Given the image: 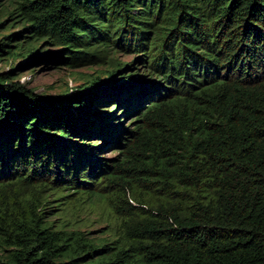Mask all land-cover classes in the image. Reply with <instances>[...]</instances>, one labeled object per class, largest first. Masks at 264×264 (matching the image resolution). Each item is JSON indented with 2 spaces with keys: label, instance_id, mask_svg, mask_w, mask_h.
<instances>
[{
  "label": "trees",
  "instance_id": "16d2710c",
  "mask_svg": "<svg viewBox=\"0 0 264 264\" xmlns=\"http://www.w3.org/2000/svg\"><path fill=\"white\" fill-rule=\"evenodd\" d=\"M7 13L22 28L0 37V59L46 41L59 48L46 63L115 68L57 96L0 73V264H264V0H12ZM96 189L117 192L116 237L46 215L45 194Z\"/></svg>",
  "mask_w": 264,
  "mask_h": 264
},
{
  "label": "rangeland",
  "instance_id": "374dc122",
  "mask_svg": "<svg viewBox=\"0 0 264 264\" xmlns=\"http://www.w3.org/2000/svg\"><path fill=\"white\" fill-rule=\"evenodd\" d=\"M10 9H12V0H0V37L22 28V24L11 25L13 19L7 13ZM38 44L41 51L37 58L29 59V57L24 58V56L9 57L7 54L4 55L0 59V73L10 68L15 69L19 79L40 95L57 96L64 92L75 91L83 87L82 85L86 81L97 76H101V80H105L108 71L115 68L110 64L75 68L65 65L55 66L53 63H46L45 59L54 58L58 54L59 48L46 43V41H41ZM45 52H47V55L43 56ZM117 59L130 64L135 60V55L121 51L117 53ZM135 66L142 70L140 64L137 63ZM124 122L129 124L130 119L125 118ZM117 154V150L109 147L105 150L103 156L111 159ZM71 193V191L66 190L54 194H45L49 199L45 209L46 215L51 216L50 218L55 221V226L66 230H79L85 234L88 240L101 237L109 239L120 234L121 215L115 209L117 204V192L115 190L108 192L106 195V192L98 189L95 191H80L73 195H70ZM118 204L121 208L124 207L123 203ZM5 206L6 204L0 201V212ZM118 210H120V207ZM1 252L2 248H0Z\"/></svg>",
  "mask_w": 264,
  "mask_h": 264
}]
</instances>
